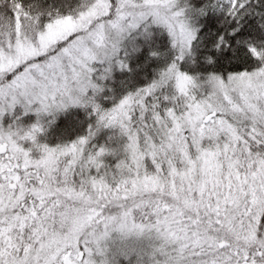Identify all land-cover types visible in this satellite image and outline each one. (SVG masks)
<instances>
[{
  "label": "snow or ice",
  "instance_id": "6c2138e0",
  "mask_svg": "<svg viewBox=\"0 0 264 264\" xmlns=\"http://www.w3.org/2000/svg\"><path fill=\"white\" fill-rule=\"evenodd\" d=\"M0 264H264V0H0Z\"/></svg>",
  "mask_w": 264,
  "mask_h": 264
},
{
  "label": "trees",
  "instance_id": "16d2710c",
  "mask_svg": "<svg viewBox=\"0 0 264 264\" xmlns=\"http://www.w3.org/2000/svg\"><path fill=\"white\" fill-rule=\"evenodd\" d=\"M226 67H229V68H230V66H229V65H226Z\"/></svg>",
  "mask_w": 264,
  "mask_h": 264
}]
</instances>
